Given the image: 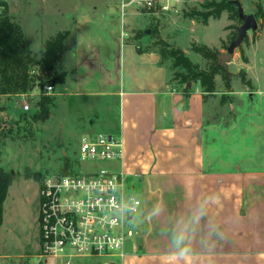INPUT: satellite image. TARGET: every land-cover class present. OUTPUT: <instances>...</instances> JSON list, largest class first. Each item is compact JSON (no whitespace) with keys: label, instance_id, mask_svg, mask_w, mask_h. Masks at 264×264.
<instances>
[{"label":"crops","instance_id":"0c3cea01","mask_svg":"<svg viewBox=\"0 0 264 264\" xmlns=\"http://www.w3.org/2000/svg\"><path fill=\"white\" fill-rule=\"evenodd\" d=\"M0 1L15 20L37 8L35 0ZM73 1L71 27L61 30L69 36L60 63L72 75L56 91L89 108L92 128L105 121L123 142V160L107 166L124 172L142 201L123 264H264V89L250 77L248 62L235 63L252 82L250 95L243 83L236 89L232 82L227 91L220 76L217 91L205 93L200 83L173 81L171 62L140 44L150 40L151 22L160 23L161 14L138 0ZM39 2L36 15L43 21L36 31L46 41L49 0ZM165 14L161 36L175 28L174 14ZM222 18L231 21L224 13L205 26ZM226 27L227 21L220 44ZM139 31L144 36L136 39ZM236 51L238 61L242 52ZM227 100L228 118L222 114Z\"/></svg>","mask_w":264,"mask_h":264},{"label":"rangeland","instance_id":"374dc122","mask_svg":"<svg viewBox=\"0 0 264 264\" xmlns=\"http://www.w3.org/2000/svg\"><path fill=\"white\" fill-rule=\"evenodd\" d=\"M201 1L204 0L181 1L178 8L171 11L174 14L172 17L174 20L171 19V21L175 28L173 31L162 32V37L170 40L169 42L176 47L187 51V56L194 63L199 64L203 69H208L210 63L193 51L192 45L196 43L207 45L210 48L220 45V49L226 53L227 50L223 49L222 43L220 44L221 39L225 36L224 27L226 21L227 26H232L236 22L222 18L213 20L209 27L203 24L193 27L191 23L184 20L183 10L199 6ZM240 2L248 14H254L258 4L264 6V0H240ZM75 3L77 2L66 0L58 4L55 0H49L47 4L50 9L49 20L48 18L44 19L50 24L46 33L48 38L55 37L61 30L70 29L69 15L72 5ZM33 6H37V8L32 17L20 18L19 21L13 19L20 23L27 41L31 44L35 60L38 61L43 55L45 38L42 32L36 31L43 21L40 16L37 18L38 15H36L38 7L40 8L39 0H35ZM165 15V13H161L163 19L160 20L159 27L162 29L167 24ZM233 30L226 31L224 41L227 44ZM256 32V35L254 32H249V38L252 36L256 49L252 48L253 42L251 41L247 44L243 43L241 47L248 60L250 77L253 78L257 87L264 89V28L262 25L260 26V23ZM256 40L260 41L258 45ZM150 43L148 38L142 39L140 42L143 48L149 46ZM246 48H252L249 52L251 61L246 53ZM236 52L240 56L239 49ZM65 61H68L67 57L64 59ZM235 62L245 63L242 54L238 61L232 59L228 67L231 71H238L239 65L237 66ZM57 69L60 70V65ZM32 71L34 75L38 74L36 65L32 67ZM241 71H238L237 75L233 77L236 89H242ZM247 79H249L248 75ZM217 83L220 87V77H217ZM37 84L24 95H0V168L15 177L4 204V221L0 226V264H38L41 253L40 191L44 177L61 175L64 169L66 173H79L108 167V163L104 162L82 161L80 159V144L84 135L108 134L111 131L108 126L111 124L108 125L101 120L92 128L90 125L92 113L88 107L73 99L58 95L57 91L54 94H46ZM247 92L250 95L251 88ZM44 95L52 98L50 117L44 121L36 120L34 116L40 110L39 103ZM249 95L246 96L247 99ZM257 98L259 97L257 96ZM26 102L31 106L30 112L23 111V105ZM225 103L222 114L227 117L231 114L230 104L232 102L227 100ZM111 132L113 133V131ZM137 216L134 217V221ZM133 223L131 222L127 227L132 228ZM133 239L130 238L127 242L128 247ZM40 264H65V261L53 258ZM71 264L101 263L96 258H77Z\"/></svg>","mask_w":264,"mask_h":264},{"label":"built area","instance_id":"2783aa9c","mask_svg":"<svg viewBox=\"0 0 264 264\" xmlns=\"http://www.w3.org/2000/svg\"><path fill=\"white\" fill-rule=\"evenodd\" d=\"M181 1L138 0L137 3L152 14H161L175 11ZM37 86L41 88L39 83ZM56 86L46 84V94H54ZM23 111H31L27 102ZM123 158V142L113 134H87L81 139L82 161L110 163ZM141 206V199L130 190L122 171L104 167L44 177L40 191L38 264L53 258L63 259L65 264L77 258L123 264L126 241L135 234L127 225Z\"/></svg>","mask_w":264,"mask_h":264},{"label":"trees","instance_id":"16d2710c","mask_svg":"<svg viewBox=\"0 0 264 264\" xmlns=\"http://www.w3.org/2000/svg\"><path fill=\"white\" fill-rule=\"evenodd\" d=\"M240 0H204L199 6L184 9L183 17L195 20L203 25H208L210 19H220L227 13L234 25L226 27V30L234 29L229 37L228 44L222 41L223 49H228L229 44L236 39L238 28L243 24L239 16L238 4ZM0 95L17 96L28 93L33 85L39 83L44 90L46 84L60 85L66 83L72 74L67 71L58 70L65 52V42L69 31L60 32L55 37L49 38L44 43L43 55L40 60H35V54L27 41L20 24L14 21L10 14L9 4L0 1ZM255 17L264 28V6L257 5ZM150 44L148 48L156 49L163 61L171 62L172 80L181 84L200 83L203 91L213 94L217 91L216 77L220 76L227 91L232 90L233 74L229 68L219 62V55L222 54L216 48L207 45L193 44L192 50L200 54L209 64L208 69H203L199 64L194 63L179 47L171 44L161 36L159 22L152 21L150 25ZM257 32H254L256 35ZM144 36L143 31L136 33L135 38ZM244 43H249L246 37ZM147 48V49H148ZM243 59L247 62L245 53L240 47ZM36 65L38 74L34 75L32 67ZM241 81L249 88H253L251 80L247 79L245 71L240 72ZM186 90H189L186 88ZM52 98L44 95L39 103L40 110L35 114L36 120H47L50 117V104ZM66 174V170L62 171ZM15 177L0 168V226L4 221V204L7 199L10 186Z\"/></svg>","mask_w":264,"mask_h":264},{"label":"water","instance_id":"95a60500","mask_svg":"<svg viewBox=\"0 0 264 264\" xmlns=\"http://www.w3.org/2000/svg\"><path fill=\"white\" fill-rule=\"evenodd\" d=\"M237 4L239 16L243 20V24L239 26L238 35L236 39L229 44L227 52L220 54L218 57L219 62L226 68L229 67V64L234 58L235 51L243 45L244 40L249 36V32H256L259 28V23L255 15L246 13L241 2H237ZM188 85H191V83Z\"/></svg>","mask_w":264,"mask_h":264}]
</instances>
